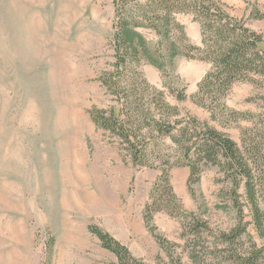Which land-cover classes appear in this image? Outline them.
<instances>
[{
  "label": "rangeland",
  "instance_id": "rangeland-1",
  "mask_svg": "<svg viewBox=\"0 0 264 264\" xmlns=\"http://www.w3.org/2000/svg\"><path fill=\"white\" fill-rule=\"evenodd\" d=\"M216 1L260 33L264 49V0ZM175 18L189 42L199 45L193 16ZM114 19L111 0H0V264H113L114 255L101 248L90 224L148 264H234L230 246L219 238L238 221L225 172L198 164L191 193L189 167L168 137L150 140L146 160L152 166H137L119 140L89 118L92 107L114 105L99 81L114 61ZM208 67L180 58L172 77L150 65L138 71L177 107L175 119L193 116L239 145L242 130L264 114V84L236 82L223 101L237 114L213 118L191 99ZM167 85L184 86L186 98L176 100ZM163 169L183 209L208 226L194 238L181 219L156 212L151 223L167 249L143 220ZM237 193L253 241L243 185ZM238 242L249 250L245 236Z\"/></svg>",
  "mask_w": 264,
  "mask_h": 264
},
{
  "label": "trees",
  "instance_id": "trees-1",
  "mask_svg": "<svg viewBox=\"0 0 264 264\" xmlns=\"http://www.w3.org/2000/svg\"><path fill=\"white\" fill-rule=\"evenodd\" d=\"M111 2L115 18L114 61L108 72L100 73L99 81L114 98V105L105 109L92 107L88 111L91 122L96 129L119 140L133 165L137 166H152L146 160L150 140L168 137L189 167L191 193L201 172L198 164L219 167L229 182L238 220L230 233L220 234V242L230 246L228 258L232 263L264 264V114L259 115L252 127L242 130L241 144L237 145L228 135L200 124L193 116L186 121L175 119L180 116L177 107L167 101L164 91L149 85L138 71L141 66L150 65L163 76L172 77L180 58L205 62L209 67L196 83L197 90L191 99L213 118L227 114L234 116L237 113L228 112L223 101L233 84L249 82L255 87L264 84L261 34L247 27L242 19L230 16L216 0ZM177 14H190L199 23V45L189 42L183 26L175 18ZM147 34L153 37L149 38ZM167 86L168 93L176 100L186 98L184 86ZM157 183L144 206L143 220L160 248L167 249L165 246L169 245L155 233L151 223L156 212H167L181 219L187 234L200 238L208 226L194 220L192 214L183 209L169 183L167 170L161 171ZM240 185H243L251 214L250 223L255 232L253 241L238 199ZM188 216L192 218L186 222ZM87 229L98 239L101 248L114 255L113 264H148L98 226L90 224ZM242 236L246 237L249 250L239 248L238 239ZM197 257L190 252V258Z\"/></svg>",
  "mask_w": 264,
  "mask_h": 264
},
{
  "label": "crops",
  "instance_id": "crops-1",
  "mask_svg": "<svg viewBox=\"0 0 264 264\" xmlns=\"http://www.w3.org/2000/svg\"><path fill=\"white\" fill-rule=\"evenodd\" d=\"M204 73H205V72H204ZM201 78H202V77H201ZM201 78H200V79H201ZM198 82H199V81H198ZM198 82H197V83H198Z\"/></svg>",
  "mask_w": 264,
  "mask_h": 264
}]
</instances>
